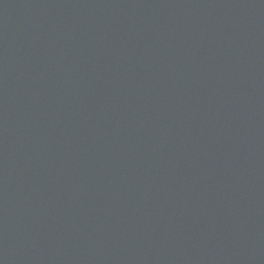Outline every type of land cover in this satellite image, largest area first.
Listing matches in <instances>:
<instances>
[{"label":"water","instance_id":"1","mask_svg":"<svg viewBox=\"0 0 264 264\" xmlns=\"http://www.w3.org/2000/svg\"><path fill=\"white\" fill-rule=\"evenodd\" d=\"M0 264H264V0H0Z\"/></svg>","mask_w":264,"mask_h":264}]
</instances>
